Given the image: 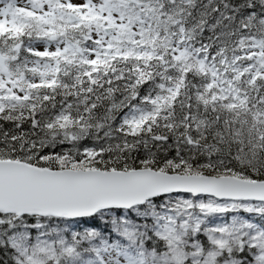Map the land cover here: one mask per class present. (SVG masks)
Wrapping results in <instances>:
<instances>
[{
	"label": "snow or ice",
	"instance_id": "snow-or-ice-1",
	"mask_svg": "<svg viewBox=\"0 0 264 264\" xmlns=\"http://www.w3.org/2000/svg\"><path fill=\"white\" fill-rule=\"evenodd\" d=\"M0 264H264V0H0Z\"/></svg>",
	"mask_w": 264,
	"mask_h": 264
}]
</instances>
